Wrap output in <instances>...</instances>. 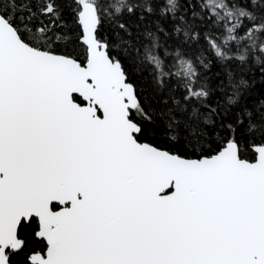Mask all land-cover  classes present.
<instances>
[{
    "label": "snow or ice",
    "instance_id": "snow-or-ice-1",
    "mask_svg": "<svg viewBox=\"0 0 264 264\" xmlns=\"http://www.w3.org/2000/svg\"><path fill=\"white\" fill-rule=\"evenodd\" d=\"M0 264H264V0H0Z\"/></svg>",
    "mask_w": 264,
    "mask_h": 264
}]
</instances>
